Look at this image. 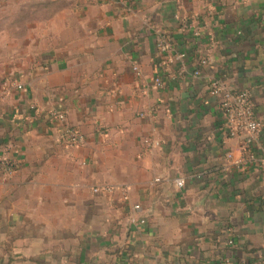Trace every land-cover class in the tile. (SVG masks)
Returning <instances> with one entry per match:
<instances>
[{
	"label": "crops",
	"instance_id": "1",
	"mask_svg": "<svg viewBox=\"0 0 264 264\" xmlns=\"http://www.w3.org/2000/svg\"><path fill=\"white\" fill-rule=\"evenodd\" d=\"M212 79L252 93L253 162ZM0 264H264V0H0Z\"/></svg>",
	"mask_w": 264,
	"mask_h": 264
},
{
	"label": "built area",
	"instance_id": "2",
	"mask_svg": "<svg viewBox=\"0 0 264 264\" xmlns=\"http://www.w3.org/2000/svg\"><path fill=\"white\" fill-rule=\"evenodd\" d=\"M171 48L172 46L170 39L166 35L161 34L158 40V50L160 56H164L165 54L169 53ZM201 63L209 64L210 59L205 58ZM134 69L138 76L141 75V72L137 67ZM180 71L183 72V69ZM199 73L200 72L196 70L194 75L197 76ZM4 85L6 89L8 84L6 83ZM12 85L18 90L23 89V85L19 83L17 84L13 82ZM155 85H162V79L160 77L155 79ZM208 86L210 94L218 98L219 107L223 115V120L227 128L228 135L230 137H238L242 139V149L246 156L245 160L247 162H253V160H255V156L252 153V145L262 129V123L256 115L255 101L253 99L252 93L248 90L229 87L226 82L221 79H212ZM50 118L61 124L63 133L62 140L68 148L82 146L85 143L86 139L82 131L79 128L68 124L66 113L51 111ZM144 144L147 146V148H155L160 146V143L153 138L145 139ZM227 159L233 160V155L231 153L227 154ZM242 162L243 160H240L237 161L236 164L241 165ZM2 165L6 173H12L16 168L13 162L7 160H4ZM176 185L178 188L183 189L185 186V180L182 178L177 179ZM117 190L123 192L125 200L129 199L126 187L116 188L113 186H102L95 188L94 192L96 194L104 193L112 195ZM134 209L136 211H140L141 207L136 205Z\"/></svg>",
	"mask_w": 264,
	"mask_h": 264
},
{
	"label": "trees",
	"instance_id": "3",
	"mask_svg": "<svg viewBox=\"0 0 264 264\" xmlns=\"http://www.w3.org/2000/svg\"><path fill=\"white\" fill-rule=\"evenodd\" d=\"M158 40H159V37H158ZM157 47H158V42H157Z\"/></svg>",
	"mask_w": 264,
	"mask_h": 264
}]
</instances>
